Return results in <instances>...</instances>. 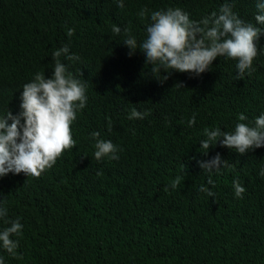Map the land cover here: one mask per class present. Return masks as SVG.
<instances>
[{"label":"trees","instance_id":"trees-1","mask_svg":"<svg viewBox=\"0 0 264 264\" xmlns=\"http://www.w3.org/2000/svg\"><path fill=\"white\" fill-rule=\"evenodd\" d=\"M226 2L264 31L254 19L264 0H124L123 8L118 0H0V117L20 114L23 86L37 72L50 78L53 52L65 45L79 59L60 62L87 96L71 125L73 149L39 178L0 177L4 219L23 226L11 237L15 254L0 243L4 264H264V147L243 155L219 142L200 148L204 129L232 132L239 115L249 126L264 115V32L239 79L237 61L218 57L198 76L172 71L161 81L166 73H153L139 50L152 11L178 7L200 21ZM125 28L137 41L131 55ZM133 109L147 115L129 119ZM93 132L117 146L118 159L94 158ZM218 153L227 165L206 172L200 164Z\"/></svg>","mask_w":264,"mask_h":264},{"label":"clouds","instance_id":"clouds-1","mask_svg":"<svg viewBox=\"0 0 264 264\" xmlns=\"http://www.w3.org/2000/svg\"><path fill=\"white\" fill-rule=\"evenodd\" d=\"M117 6L123 8L124 0H118ZM257 7L262 14H257L254 19L257 24H264V2L258 3ZM138 16L141 19L149 16V10L141 9ZM149 18L151 23L146 28V38L139 45V50L145 54L146 64L152 65L153 73L159 76L161 71L166 73L160 76L161 81L166 80L172 71L195 73L198 76L208 70L218 57L237 61L235 67L239 79L252 69L253 60L258 54L256 42L264 32L252 23L239 19L232 5L227 2L220 7L219 14L213 12L200 21L191 20L189 14L178 7L152 11ZM112 31L119 34L121 29L113 26ZM73 32L74 29H69L68 35L71 36ZM124 32L128 38L123 44L131 55L137 50V41L129 29L125 28ZM68 53L67 45L54 51L55 64L51 77L46 79L43 72H37L32 81L23 86L22 111L19 115L13 116L7 111L6 115L0 117V177L9 173H23L26 177L39 178L66 150L75 147L71 125L77 113L85 107L87 96L85 83L75 78L60 62L62 55L69 61L79 59ZM175 87L181 88L182 85ZM145 115L147 113L133 109L129 119H143ZM245 119V115H239L238 121L241 122L236 123L232 132H222L220 128L204 129L206 139L200 142V148L204 150L202 153L206 154L218 142L220 147L235 149L240 155L264 147V115L255 119L254 126L242 123ZM195 122L193 115L189 126ZM99 136V132L91 133L92 139L96 141L94 158L97 161L104 157L118 159L117 146L111 141L99 139ZM221 165L226 166L227 161H222L219 153L211 161L200 164L209 173L218 170ZM261 175H264V171ZM182 179L177 176L171 187L175 189ZM207 184L214 186L211 178ZM233 188L235 196L242 198L245 188L238 179L233 181ZM199 191L207 193L209 197L215 195L204 186ZM5 217L7 209L0 207V219ZM4 223L9 226L0 231V243L9 254H15L19 242L11 237L19 236L23 226L19 218L15 221L4 219ZM0 264H4L3 258H0Z\"/></svg>","mask_w":264,"mask_h":264}]
</instances>
